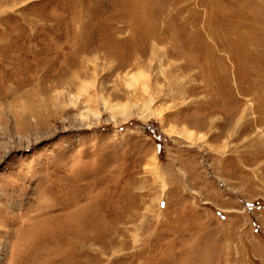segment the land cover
I'll use <instances>...</instances> for the list:
<instances>
[{"label": "rangeland", "instance_id": "rangeland-1", "mask_svg": "<svg viewBox=\"0 0 264 264\" xmlns=\"http://www.w3.org/2000/svg\"><path fill=\"white\" fill-rule=\"evenodd\" d=\"M0 264H264V0H0Z\"/></svg>", "mask_w": 264, "mask_h": 264}]
</instances>
